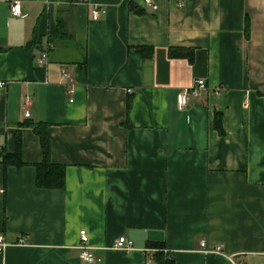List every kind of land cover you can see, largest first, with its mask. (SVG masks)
I'll list each match as a JSON object with an SVG mask.
<instances>
[{
  "label": "crops",
  "instance_id": "crops-1",
  "mask_svg": "<svg viewBox=\"0 0 264 264\" xmlns=\"http://www.w3.org/2000/svg\"><path fill=\"white\" fill-rule=\"evenodd\" d=\"M11 1L0 0V150L17 133L23 164L0 162V264H156L148 241L173 264H264V0H19L22 16ZM38 120L62 189L33 184L41 150L22 122ZM119 234L129 250L110 245Z\"/></svg>",
  "mask_w": 264,
  "mask_h": 264
},
{
  "label": "trees",
  "instance_id": "trees-1",
  "mask_svg": "<svg viewBox=\"0 0 264 264\" xmlns=\"http://www.w3.org/2000/svg\"><path fill=\"white\" fill-rule=\"evenodd\" d=\"M81 1V0H80ZM139 11V10H138ZM57 34L61 35L62 27L58 23L56 25ZM141 56H150L151 47L138 45L135 47ZM168 55L175 57H186L191 59L192 48L183 46H170L167 48ZM127 104V101H126ZM22 124L29 125L34 133L38 137V142L41 150V157L38 161L33 162L34 166V179L33 184L36 187L42 188H59L62 189L64 186V164L59 162H53L49 158V138L46 132L45 121H24ZM213 125L221 132L220 116L218 112H215ZM14 150L12 152L0 150V162L3 165L12 164L19 166L23 164V160L20 158L19 153V135L16 133L14 136ZM147 246L154 248L151 252H147L153 256V260L156 264H173L172 256L163 250V244L161 241H148Z\"/></svg>",
  "mask_w": 264,
  "mask_h": 264
},
{
  "label": "built area",
  "instance_id": "built-area-1",
  "mask_svg": "<svg viewBox=\"0 0 264 264\" xmlns=\"http://www.w3.org/2000/svg\"><path fill=\"white\" fill-rule=\"evenodd\" d=\"M75 1H80V0H75ZM143 3L152 9L156 7L153 0H143ZM8 9H9V14L12 16H22L23 15L19 0H12L9 3ZM103 11H104L103 8L97 5L92 6L89 9V13L92 18H97L100 15V13ZM45 58H46V53L41 52L38 58V61L41 62L45 60ZM62 74L66 76L68 79H70V76L67 72L62 71ZM2 84L3 82L0 80V85ZM203 86H204L203 80L201 78H197L194 81V84L192 86L184 88L178 97V102H177L178 107L183 108L186 104L188 97L190 95L197 94L198 88H201ZM67 90L70 91L71 89L68 88ZM26 100H28L27 97L24 98L23 104L26 103ZM24 116H27L26 110L24 111ZM78 237H79V243L77 245L79 249L78 257L84 261H91L95 259V256L92 251L93 248H91V246L87 243V235L84 229H80L78 231ZM22 240H23V237H19L16 239V242H22ZM6 244H7V241L4 235L0 232V251L4 248ZM110 245L113 247L119 248L121 250L127 251L132 247V241L126 238L123 234H119L112 240ZM200 245H204V242L202 240L200 241ZM216 248H218V246L214 247V249ZM152 250H154V248L151 246L145 247L146 252H151ZM206 250H208V248H206ZM149 259H150V254H148L147 261H149ZM238 264H241V263H238Z\"/></svg>",
  "mask_w": 264,
  "mask_h": 264
}]
</instances>
